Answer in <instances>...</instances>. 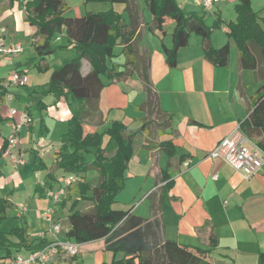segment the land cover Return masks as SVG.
<instances>
[{
  "label": "crops",
  "instance_id": "0c3cea01",
  "mask_svg": "<svg viewBox=\"0 0 264 264\" xmlns=\"http://www.w3.org/2000/svg\"><path fill=\"white\" fill-rule=\"evenodd\" d=\"M21 1L13 5L8 0L0 2V18L6 27L10 28L17 17L19 22L27 17ZM136 1L142 23L137 31L135 47L139 51L140 62L142 58L149 61L154 102L148 101L145 86L137 76L104 78L106 86L98 99V108L92 111L84 124L87 133L102 132L112 122L122 121L127 133L134 134V153L125 171L126 186L116 196L113 208H132L137 215L158 218L163 240L170 239L193 249L207 250L205 256L210 264H258L259 253L264 251V170L244 177L225 160L212 158L209 153L248 117L250 99L264 84L257 80L254 70L242 67L238 47L228 37L225 25L221 30L228 38L222 40V37L212 34L210 44L218 48L230 42L228 65L213 63L206 56L202 38L192 34L189 44L178 52L177 65L169 66L163 45H173L174 21L166 18L163 30L155 28L152 13L148 15L146 5ZM181 5L186 7L184 2ZM123 16L128 18L126 13ZM25 29L29 31L27 27ZM13 32H7V42H16ZM30 44L34 46L33 34ZM120 48L118 45L115 52L118 53ZM87 62L84 60V73L90 69V66L85 67ZM124 62V55L116 54L108 60V65L119 64L123 69ZM42 64L51 66L46 58ZM15 70L25 77L28 75L20 61ZM42 73L43 80L36 82L32 91H37L36 97L47 105L43 111L47 113L44 117L47 127L51 129L50 122H54L61 129L60 134H65L71 117L70 108L63 98L56 100L52 94H46V97L42 93L39 95L41 87L50 79L51 70ZM1 79L5 80V77ZM30 94L25 97V107L19 108L13 101L23 98L22 95L11 94L9 90L0 106L2 116L7 118L0 124V199L9 202L7 217L0 223V230L7 232L13 226H19L28 240L45 237L51 241V223L45 217L46 209L53 203L46 192L51 188L43 190L42 186L60 142L54 138L39 140L33 147L37 154L32 163L30 160L14 163L1 158L4 141L12 131L10 122H17L20 114L35 103L30 102ZM8 106L16 109L13 119L7 116ZM31 116L27 126L32 131L35 118L33 113ZM19 138L21 143V132ZM167 142L175 148L171 158L164 149L163 143ZM21 153L25 157L28 151L21 150ZM46 155L51 159L50 164L44 159ZM169 161L173 176L164 180L163 171ZM42 165L44 168L39 169ZM85 175L81 181L85 180ZM73 186L68 188L67 196L56 208V217L63 221L67 218L64 211L70 195L74 193ZM153 204L157 205L156 211ZM13 207L16 210L11 214L9 211ZM93 207L79 210L89 211ZM8 237L19 241L15 235ZM59 238L74 241L61 234ZM79 244L77 256L60 254L54 264H101L103 261L116 264L113 260L124 257L123 252L115 255L112 251H105L104 239ZM2 248L6 253V248ZM12 251V257L17 254L28 256L37 249L17 251L13 248ZM10 257L1 255L0 264L9 262Z\"/></svg>",
  "mask_w": 264,
  "mask_h": 264
},
{
  "label": "trees",
  "instance_id": "16d2710c",
  "mask_svg": "<svg viewBox=\"0 0 264 264\" xmlns=\"http://www.w3.org/2000/svg\"><path fill=\"white\" fill-rule=\"evenodd\" d=\"M107 1L124 3L128 18L114 9L67 16L69 7L66 0H28L24 5L27 19L37 26L33 34L36 56L31 64L39 67L42 72L51 70L49 81L42 86L45 94H52L56 100L65 99L71 111L68 131L59 140L60 145L54 152L51 170L45 176L42 189L54 186L55 172L59 169L79 175H85L89 169H97L101 176L98 185L84 180L72 187V191L78 194L80 199L93 200L94 207L89 211L79 210V198H73L68 216L63 221L68 237L78 243L104 239L105 251H112L115 255L118 252L124 253L120 260H113L116 264H210L205 256L207 250L193 249L170 239L163 240L158 218L137 215L132 208H113L116 196L126 186L125 171L134 153V134L127 133V127L122 121L112 122L102 132L87 133L84 124L92 111L98 108V99L106 86L104 78L110 80L115 76H137L145 86L150 103L154 102V94L149 61L142 58L140 62L139 51L135 47L137 31L142 23L137 1ZM236 1L237 16L235 21L227 24V35L238 47L242 67L254 70L257 80L261 81L264 79V17L259 20L257 12L251 8V0ZM145 5L153 15L155 28L163 30L166 18H171L175 23L173 45H163L169 66L177 65L178 52L189 44L192 34L202 38L206 56L213 63L218 66L229 64L230 42L218 48L210 44L213 31L221 29L220 14L217 13L213 24L208 25L205 15L184 11L177 0H145ZM56 33L64 34L68 40L66 45L77 48L78 53L61 65L42 64L56 49L51 43ZM118 45L121 48L116 53ZM116 54H123L125 57L123 69L119 64L108 65V60ZM84 60H87L90 66L87 73L83 72ZM4 81L0 80V106L4 104L9 93ZM36 92L31 93L29 98L36 101L35 105L39 109H46L47 105L36 97ZM250 104L251 111L241 123L242 130L264 150V85L259 86L251 97ZM26 112L32 119L29 107ZM40 119L41 126L45 127L44 117L41 116ZM5 120L7 118L2 116L0 110V124ZM7 145L6 139L1 154ZM163 145L169 157L174 156L173 145L170 142ZM90 153L92 159H88ZM172 176L173 170L169 161L163 171V178L170 180ZM152 206L156 211L157 205ZM8 207V200L0 199V223L7 217ZM8 235L17 236L19 241L10 240ZM49 243L45 237L28 240L19 226H13L7 232L0 230V246L6 248V257L12 255L13 248L17 251L22 248L38 250ZM101 264L108 263L103 261ZM258 264H264V251L259 253Z\"/></svg>",
  "mask_w": 264,
  "mask_h": 264
},
{
  "label": "rangeland",
  "instance_id": "374dc122",
  "mask_svg": "<svg viewBox=\"0 0 264 264\" xmlns=\"http://www.w3.org/2000/svg\"><path fill=\"white\" fill-rule=\"evenodd\" d=\"M10 4H15L19 0H8ZM28 0H22L21 7L24 8L25 3ZM199 0H177L179 5L182 7L181 3L184 2L186 7H182V9L186 12H196L200 15L206 16V22L208 25H212L213 21L215 19V16L218 14L221 15V23L222 25H225L227 27V24L235 21L237 13L235 9L236 0H220L218 3H216L212 9V11H206L204 7L201 5ZM139 2L143 5H145V0H139ZM66 3L69 7L68 11L66 12L67 16H81L87 12H99V11H108L110 9H114L116 11L122 12V14L126 13L128 16V13L125 11V4L124 3H112L107 0H66ZM251 8L253 11L257 12L259 16V20H262V17H264V0H251ZM220 10V12L218 11ZM25 11V10H24ZM23 11V12H24ZM26 12V11H25ZM146 13L150 15V11L147 9ZM19 18H16V22L8 28V32H13L16 36V39L14 41L22 43L23 51L21 53L15 54V55H4L0 54V78L5 77L9 75V73L13 72L18 62H22L25 70L28 72L27 75V85L20 87V86H13L9 85V90L11 94L18 93L21 94L23 98H15L13 103L15 106H18L19 108L25 107L24 105L27 102V99L25 97L28 96V94L33 93V89L36 82H40L43 80L44 76L41 70H39V67L35 66L34 64H31L32 59L36 56L35 47L30 44L31 41V35L34 34L37 30V26L35 23L30 22L27 17L23 19L21 22L18 20ZM21 24V26H20ZM25 27L28 28L29 31L25 29ZM32 30V31H31ZM35 30V31H34ZM34 32V33H31ZM215 37H222V40H226L228 37L223 30L215 29L213 33ZM232 39V38H231ZM233 40V39H232ZM9 43V42H7ZM52 45L55 46V51L50 54L48 57H46V60L48 63H50L51 66L56 64H63L71 60L73 57H75L78 53L77 48H74L73 46H67L68 40L64 34L56 33V35L52 38L51 41ZM85 67H89L88 62L85 63ZM84 67V68H85ZM40 71V72H39ZM262 84H264V79L261 80ZM39 92V95H45V90L43 87ZM30 92V93H29ZM37 95V96H39ZM34 100H31L30 102H33ZM36 102V101H35ZM10 106H8L9 108ZM31 112L34 115V129L32 128V131L29 130V127L26 126L21 130L22 134V145L21 150L24 151L27 149L28 154L23 157L24 160H30L32 163V160L35 158V155L37 154V151L33 147L38 144L39 140H42L44 138H54L55 140L58 139V141L61 139L62 135L60 134V130L57 125L54 122H50V127L41 126V116L45 117L46 112H43L45 109L41 110L39 109L35 103L33 102L32 106H30ZM42 112V113H40ZM41 114V115H40ZM12 132V131H11ZM10 132V133H11ZM45 161L50 164L51 159L48 157V155L45 156ZM88 159H92V154H88ZM44 162V161H43ZM44 165H42L39 169H43ZM69 175L77 176L78 179H82L84 175L75 174L72 172H66L63 169H59L57 173L55 174V183L54 186L46 191L48 196L52 198V190L55 188H58L60 186V180H64L65 177H68ZM85 180L88 181L92 185H98L101 176L100 172L97 169H89L86 171ZM27 193V191H26ZM67 196V195H66ZM71 198L68 199V203L66 206V209L64 211V216H68L69 210L73 203V198H79L78 194L72 193L70 195ZM94 205V201L90 200L88 198H79V202L77 205V209H84L88 208V206ZM16 210V207L11 208L9 212L14 213L13 211ZM66 223V221H65ZM10 224V223H9ZM6 224V225H9ZM67 227L65 224L63 225V229L61 232V235L63 237H68L67 234ZM70 238V237H68ZM71 239V238H70ZM5 254V249L0 246V256ZM24 256V255H23ZM69 258V257H68ZM70 259V261H72ZM73 264H77L73 262Z\"/></svg>",
  "mask_w": 264,
  "mask_h": 264
},
{
  "label": "built area",
  "instance_id": "2783aa9c",
  "mask_svg": "<svg viewBox=\"0 0 264 264\" xmlns=\"http://www.w3.org/2000/svg\"><path fill=\"white\" fill-rule=\"evenodd\" d=\"M206 11H212L214 5L220 0H199ZM221 28H225L224 25ZM8 29L0 18V54L15 55L23 51L22 43L6 41ZM26 77L19 71L11 72L4 81V85L24 86ZM16 109L11 107L7 111L9 119H13ZM31 118L24 111L20 114L19 120L12 121V132L7 140L8 145L2 152L1 158L8 159L14 163H25L21 153V143L19 133L29 125ZM212 158L220 157L231 167L241 173L244 177H251L264 170V150L258 147L242 130L239 124L232 132L226 135L216 147L209 153ZM1 173V171H0ZM81 181L77 176L69 175L64 180H60V186L52 190V206L46 209L45 217L50 221V233L53 239L50 243L28 256L17 254L9 262L4 264H54L55 259L60 254L77 256L80 251V244L77 241H66L59 238L63 229V220L56 217V208L61 200L66 196L68 188Z\"/></svg>",
  "mask_w": 264,
  "mask_h": 264
}]
</instances>
